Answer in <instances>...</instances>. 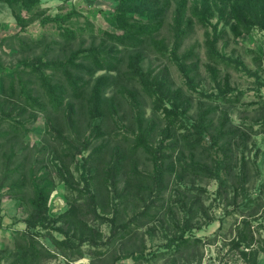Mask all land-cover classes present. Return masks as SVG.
I'll return each mask as SVG.
<instances>
[{"label": "rangeland", "instance_id": "rangeland-1", "mask_svg": "<svg viewBox=\"0 0 264 264\" xmlns=\"http://www.w3.org/2000/svg\"><path fill=\"white\" fill-rule=\"evenodd\" d=\"M115 7L113 0H40L27 12L0 1V76L26 68L25 61L39 55L44 60L64 58L72 48L80 45H99L105 38V31L119 30L114 25ZM177 7L174 2L158 33L157 41L162 48L148 45L144 49V68L159 71L168 67L173 87L182 89L191 98L188 111L179 118L180 127L176 129L179 135L191 129L204 109L213 107L217 108L210 115L214 123L228 114V127L242 131L243 135L237 137L229 151L233 170L228 186H221L220 180L212 176H192L183 181L173 179L162 195L131 194L123 202L119 195L124 191L125 177L115 185L113 178L107 175V180L99 176L103 184L99 197L93 200L78 171L82 156L91 149L78 153V147H75L67 154L63 153L71 169L68 179H64L58 169L62 161L56 157L67 152L65 141L55 136V132L51 133L52 124L40 113L28 124L30 131L23 146L29 152L40 154L45 161V170L54 180L49 219L47 225L31 228L27 223L32 210L29 201L13 196L7 186L3 187L0 264H15L24 231L33 235L38 248L43 246L54 253L41 264H264V28L255 25L250 31L238 33L233 29L234 18L221 13L223 10L230 12L229 4L220 0H189L182 12L181 28L187 27L189 21L191 28L177 43L176 16L181 13ZM18 12L28 19L24 29L17 21ZM70 12H73L71 19L60 18ZM61 25L76 30L77 35L71 42L64 40ZM173 50L179 58L191 51L197 54L194 61L198 63L191 73L193 86L181 72ZM102 73L104 71L98 74ZM126 82L129 91L119 94L123 101L117 115L119 125L112 117L107 121L111 144L102 160L105 168L112 149H116L117 144H128L124 136L133 134L130 125L131 107L136 101L133 93L143 103L147 116L155 113L152 98L140 85ZM220 90L225 92L221 96ZM166 105L172 106L169 102ZM161 117H164L162 109L155 119ZM183 121L186 128L181 126ZM71 130L66 128L64 132L67 135ZM180 140L175 156L183 149L184 141ZM203 143L195 151L199 163L212 164L210 156H225L217 146L211 147L209 135H205ZM4 149L6 146L0 145V183L4 180L1 168ZM184 151L183 158L190 161L191 153L188 149ZM73 153H76L75 159L71 156ZM138 164L140 170H152L146 155L140 157ZM104 174L101 175L106 176ZM73 203L79 204L80 214L98 233L96 238L87 237L88 240L73 239L79 249L67 246V253L74 254L69 256L58 248L54 238L64 240L72 235L67 233L68 224L56 220L68 213ZM149 205L150 217H144L141 212ZM117 206L126 220H131L135 214L141 218L133 241L111 236L109 218ZM182 233L189 239L188 244L176 249V240ZM79 250H82V256ZM33 264H40V259Z\"/></svg>", "mask_w": 264, "mask_h": 264}, {"label": "trees", "instance_id": "trees-1", "mask_svg": "<svg viewBox=\"0 0 264 264\" xmlns=\"http://www.w3.org/2000/svg\"><path fill=\"white\" fill-rule=\"evenodd\" d=\"M0 1L25 9L27 12L40 3V0ZM113 1L116 2L114 25L119 30L105 31V38L99 45H80L72 48L64 58L52 57L44 60L39 55L26 60V68L0 76V145L6 146L1 162L4 180L0 183V213L4 194L2 188L7 186L13 196L27 199L32 206L27 219L31 228L47 225L49 199L55 185L50 172L45 170V161L40 158V154H36L37 151L29 152L23 146L24 138L30 131L28 124L35 121L40 113L52 124V129H49L52 130L51 133L55 132V136L65 141L67 152H62L56 157L62 161V166L58 169L64 179H68L71 169L63 153L67 154L75 147H78V153L91 149L87 155L82 156L78 171L86 182L93 200L99 197L103 184L99 176L105 180L113 178L115 185L125 177L124 191L119 195L123 202H126L131 194L162 195L173 179L183 181L186 178L192 179V176H212L220 180L221 186H228L233 170L232 155L229 151L237 137L243 135L242 131L228 127V114L218 123H214L210 115H213L217 108L213 107L204 109L191 129L179 135L176 131L180 127L179 118L182 113L188 111L191 98L187 97L182 89L173 87L168 67L159 71L144 68V49L148 45L162 48L157 36L165 25L174 2L178 5V11H181L176 16L178 22L175 28L176 42L178 43L190 30L191 21L187 23V27L181 28L182 12L189 0ZM220 1L230 5V12L223 10L221 13L234 18L233 29L236 32L250 31L255 25L264 28V0ZM72 14L73 12L60 15V18L67 21L71 19ZM16 16L24 29L28 19L20 12ZM60 27L65 41L71 42L76 37L77 32L74 28L64 25ZM172 52L187 82L193 86L191 73L198 63L197 60L194 61L195 57L198 58L197 54L191 51L183 58H179L175 50ZM100 71L104 73L98 74ZM126 81L139 84L143 92L152 98L155 113L147 116L143 103L137 100L136 94L133 93L136 99L131 107L130 125L133 134L124 136L128 144H117L116 149H112L108 167L105 168L102 160L111 144L108 139L111 130L107 121L112 117L119 125L117 115L123 104L119 94L123 95L129 91ZM221 90L220 96L225 93ZM166 102L172 106L168 108ZM160 109L164 117L157 120L155 115ZM181 126L186 128L187 124L183 121ZM66 128H72L70 134H65ZM206 134L211 138V147L217 146L225 155L210 156L212 164L199 163L195 158V151L204 144ZM180 139L184 141L183 149L175 156L180 147ZM187 149L192 155L190 161L183 158L184 150ZM143 155L150 160L152 170H140L138 162ZM71 156L75 159L76 153ZM242 170L243 173L244 169ZM102 173L106 176L101 175ZM149 208L150 205L141 212V215L148 217ZM80 209L78 203H73L72 209L56 220L57 222L61 219L68 224L67 233H72L64 240L54 238L56 245L65 255H74L67 253V246L79 249L73 239L88 240L87 237L96 238L98 233L88 223L87 218L80 214ZM113 212L114 215L109 218L112 224L111 236L133 241L139 231L138 220L141 218L135 214L131 220H126L119 206ZM101 218L105 219V216L101 215ZM20 240L15 264H33L38 259L41 264L43 259L54 255L43 246L38 248L35 244L36 239L28 231L21 233ZM188 241L189 239L182 233L176 240V249L187 245ZM79 253L82 256V250H79Z\"/></svg>", "mask_w": 264, "mask_h": 264}]
</instances>
